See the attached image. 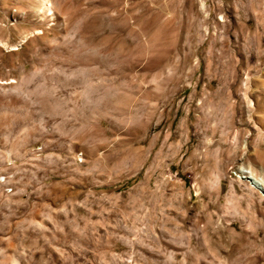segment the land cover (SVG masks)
<instances>
[{"label": "rangeland", "instance_id": "374dc122", "mask_svg": "<svg viewBox=\"0 0 264 264\" xmlns=\"http://www.w3.org/2000/svg\"><path fill=\"white\" fill-rule=\"evenodd\" d=\"M254 178L264 0H0V264H264Z\"/></svg>", "mask_w": 264, "mask_h": 264}, {"label": "bare ground", "instance_id": "6f19581e", "mask_svg": "<svg viewBox=\"0 0 264 264\" xmlns=\"http://www.w3.org/2000/svg\"><path fill=\"white\" fill-rule=\"evenodd\" d=\"M92 59H95V58H93V56H88V55H84V54H82L81 52H79L77 55H75V54H70L69 55V61L70 62H74V61H76V60H79V61H81V62H89V60H92ZM67 122V121H66ZM64 123V122H60L61 124H59V127H61V129H63L65 126H66V124L67 123ZM63 131V130H62ZM243 171L245 172V173H248L247 175H246V177H248V178H252L253 177V175H252V172H250V170H247V169H243ZM249 173H251V174H249ZM242 176V175H241ZM243 177V176H242ZM250 183L254 186V187H257V188H261L263 191H264V186L261 184V182L258 180V179H256V178H254L253 180H251L250 181Z\"/></svg>", "mask_w": 264, "mask_h": 264}]
</instances>
